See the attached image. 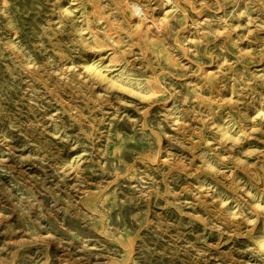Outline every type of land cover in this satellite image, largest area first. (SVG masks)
Segmentation results:
<instances>
[{"label":"rangeland","instance_id":"374dc122","mask_svg":"<svg viewBox=\"0 0 264 264\" xmlns=\"http://www.w3.org/2000/svg\"><path fill=\"white\" fill-rule=\"evenodd\" d=\"M0 264H264V0H0Z\"/></svg>","mask_w":264,"mask_h":264}]
</instances>
